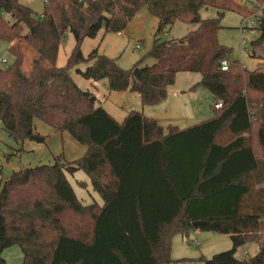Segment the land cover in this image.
<instances>
[{
  "label": "trees",
  "instance_id": "obj_1",
  "mask_svg": "<svg viewBox=\"0 0 264 264\" xmlns=\"http://www.w3.org/2000/svg\"><path fill=\"white\" fill-rule=\"evenodd\" d=\"M144 6L157 18L158 32L175 22L197 27L178 41L156 40L151 66L139 62L124 70L96 50L82 56L84 40L101 30L123 32ZM208 8L217 10L216 18L200 17ZM225 12L251 14L235 0H47L37 16L20 0H0V44L20 38L38 56L29 78L0 68L4 131L16 142L42 141L33 131L37 117L86 147L72 163L57 158L3 182L0 252L19 247L20 264H169L173 236L203 222L200 230L231 240L229 250L200 257L203 264H264V70L229 60L230 49L217 42ZM255 21L253 49L264 44V9ZM67 33L74 45L58 67ZM83 63L89 66L78 69ZM72 69L105 82L109 91L137 93L142 106L162 102L178 73H196L221 108L182 130L168 126L165 132L135 111L118 122L90 102ZM77 171L89 178L101 205L77 198L67 178ZM249 243L257 245L256 254L237 257ZM0 264L6 263L0 258Z\"/></svg>",
  "mask_w": 264,
  "mask_h": 264
},
{
  "label": "rangeland",
  "instance_id": "obj_2",
  "mask_svg": "<svg viewBox=\"0 0 264 264\" xmlns=\"http://www.w3.org/2000/svg\"><path fill=\"white\" fill-rule=\"evenodd\" d=\"M46 1L20 0V3L31 9L35 15L40 16ZM235 1L241 2L251 14L243 18L237 13L225 12L220 22L222 28L217 32V42L230 49V61L238 62L244 69L251 71L257 64V61L253 59L255 58L260 61L257 67L264 70V44L254 49L251 48V42L256 39L257 32L254 29H242L247 20H252L253 28L256 27L254 16L260 15L261 10L264 9V3H255L253 0ZM216 16L217 10L213 8L200 12L202 19L216 18ZM4 17L11 24L12 20L7 16ZM196 27V25L175 22L158 32L157 18L153 17L148 8L144 6L127 24L121 35H103L101 30L95 38L84 40L81 45V54L87 57L93 50H96L99 55L112 59L118 67L124 70L132 68L139 62L141 67L151 66L155 61L148 54L156 40L158 42L178 41L194 31ZM15 41H20L27 49L32 50L20 38L13 42ZM73 45V37L67 33L58 50L56 60L58 67L66 64ZM252 51L253 58L250 57ZM12 52L14 55L17 53L15 49ZM2 59H5L4 63L1 62ZM12 63L13 60L6 53L5 45L0 44V68L8 66L11 68ZM88 66L83 63L77 68L85 70ZM25 73L21 75L29 78L30 75L26 76ZM69 74L77 87L91 93L97 106H101L110 113L116 121L122 120L127 110H133L143 112L145 116L155 119L166 131L168 126L186 128L203 120L202 118L214 115V98L205 88L197 84L200 76L196 73H178L174 84L167 90V97L154 106H142L139 95L135 92H128L127 96H124L123 93L109 91L105 82L85 80L76 74L74 69L70 70ZM71 113L73 112H70V115ZM64 121L61 120V123ZM33 131L43 140L16 142L8 136L0 123V188L15 171L41 165H53L57 158L61 162L72 163L80 159L86 151V147L78 143L68 132L57 131L54 125L40 118L33 119ZM67 178L75 195L83 204H102L101 198L93 190L85 173L77 171L72 176L68 175ZM79 182H82L84 186H79ZM230 248L231 240L228 235L189 229L183 234L177 233L173 236L169 264H203L200 257L210 258ZM243 252L246 254L244 255ZM255 252L256 246L249 243L240 247L236 256L245 258L254 255ZM0 258L6 264H20L22 253L19 247L12 246L1 251Z\"/></svg>",
  "mask_w": 264,
  "mask_h": 264
},
{
  "label": "crops",
  "instance_id": "obj_3",
  "mask_svg": "<svg viewBox=\"0 0 264 264\" xmlns=\"http://www.w3.org/2000/svg\"><path fill=\"white\" fill-rule=\"evenodd\" d=\"M241 3V2H240ZM124 32V31H123ZM123 32H121V33H119L120 35L123 33ZM119 34H115V35H117V36H119ZM16 44H17V46H16ZM6 47V53L7 54H9L10 56H11V58H12V60H13V63H12V65H11V68L12 69H16L20 74H23V72H26L25 74H26V76H29V75H31V69H32V63H33V61H35V60H37L38 59V56L36 55V53L34 52V51H32V50H29V49H27L22 43H20V41H15V42H13L12 44H10V45H8V46H5ZM16 50L17 51V53H16V55H14V52H12L13 50ZM23 51V52H22ZM23 53V54H22ZM29 54V56L27 55V54ZM27 57H26V56ZM255 61H257V64L260 62L258 59H255V58H253ZM257 64H256V66H255V69H253V70H258L259 68L257 67ZM42 65L45 67V68H47V64L46 63H42ZM9 67V66H8ZM259 70H261V69H259ZM252 71V70H251ZM107 86V85H106ZM128 92H130L129 90H127V91H124V92H119V93H123L124 94V96H127V94H128ZM131 111H133V110H127L126 112H125V115H124V117L129 113V112H131ZM107 112V111H106ZM108 113V112H107ZM142 115H144L143 114V112H140ZM109 115H111L110 113H108ZM112 116V115H111ZM145 116V115H144ZM113 117V116H112ZM124 117L122 118V120L124 119ZM145 117H147V116H145ZM213 116H207V118H202L203 120H201V121H199V122H197V123H195L194 125H196V124H198V123H200V122H202V121H205V120H207V119H210V118H212ZM147 118H149V119H153V118H150V117H147ZM115 119V118H114ZM116 120V119H115ZM122 120H117L118 122H121ZM153 120H155V119H153ZM158 123V122H157ZM159 124V123H158ZM160 125V124H159ZM191 126H193V125H191ZM171 127H175V126H171ZM190 127V126H189ZM189 127H186V128H189ZM177 128V127H176ZM186 128H181V129H179V128H177V129H179V130H182V129H186ZM166 132V131H165ZM250 244H254V243H250ZM255 246H256V252H257V245L256 244H254ZM256 252L254 253V254H256Z\"/></svg>",
  "mask_w": 264,
  "mask_h": 264
},
{
  "label": "built area",
  "instance_id": "obj_4",
  "mask_svg": "<svg viewBox=\"0 0 264 264\" xmlns=\"http://www.w3.org/2000/svg\"><path fill=\"white\" fill-rule=\"evenodd\" d=\"M256 16L257 15H255L254 17H256ZM244 28L254 29L253 28V21L252 20H247L246 21V24H245V27H242V29H244ZM117 34H119V33H117ZM1 62L4 63L5 62V59H2ZM227 67H228V63L226 61H223L221 63V66H220L221 70L224 71V70L227 69ZM220 108H221V102H219V101L218 102H215L214 109H220ZM243 254L245 255L246 253L243 252Z\"/></svg>",
  "mask_w": 264,
  "mask_h": 264
},
{
  "label": "water",
  "instance_id": "obj_5",
  "mask_svg": "<svg viewBox=\"0 0 264 264\" xmlns=\"http://www.w3.org/2000/svg\"><path fill=\"white\" fill-rule=\"evenodd\" d=\"M95 99L93 97H90V102L91 103H94ZM204 226V223L203 222H193L192 223V228L193 229H200L201 227Z\"/></svg>",
  "mask_w": 264,
  "mask_h": 264
}]
</instances>
